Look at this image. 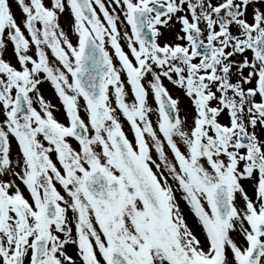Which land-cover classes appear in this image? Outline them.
<instances>
[{"label": "snow or ice", "instance_id": "snow-or-ice-1", "mask_svg": "<svg viewBox=\"0 0 264 264\" xmlns=\"http://www.w3.org/2000/svg\"><path fill=\"white\" fill-rule=\"evenodd\" d=\"M0 264H264V0H0Z\"/></svg>", "mask_w": 264, "mask_h": 264}, {"label": "rangeland", "instance_id": "rangeland-1", "mask_svg": "<svg viewBox=\"0 0 264 264\" xmlns=\"http://www.w3.org/2000/svg\"><path fill=\"white\" fill-rule=\"evenodd\" d=\"M14 11H16V9L14 8Z\"/></svg>", "mask_w": 264, "mask_h": 264}]
</instances>
